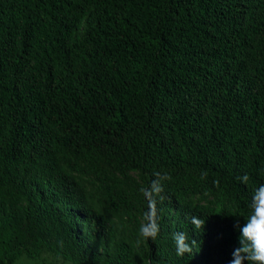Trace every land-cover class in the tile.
<instances>
[{"label":"trees","instance_id":"1","mask_svg":"<svg viewBox=\"0 0 264 264\" xmlns=\"http://www.w3.org/2000/svg\"><path fill=\"white\" fill-rule=\"evenodd\" d=\"M261 184L264 0H0V264H230Z\"/></svg>","mask_w":264,"mask_h":264},{"label":"clouds","instance_id":"2","mask_svg":"<svg viewBox=\"0 0 264 264\" xmlns=\"http://www.w3.org/2000/svg\"><path fill=\"white\" fill-rule=\"evenodd\" d=\"M154 179L148 189L142 190L147 196L152 198L149 204V210L145 212L143 222L139 227V236L144 240L155 241L159 235V223L157 211L155 207V198L160 197L163 192V181L169 179L167 175L156 173ZM243 183H247L249 177L247 174L237 177ZM251 213L246 217V223L241 226L237 220L235 227L240 232L239 247L235 248L230 264H264V184L259 185L253 193L250 203ZM190 222L194 226L196 232L204 229L205 220L191 216ZM172 240L176 255L184 257L192 255L197 249L198 243L194 238L184 231H177L172 234Z\"/></svg>","mask_w":264,"mask_h":264},{"label":"rangeland","instance_id":"3","mask_svg":"<svg viewBox=\"0 0 264 264\" xmlns=\"http://www.w3.org/2000/svg\"><path fill=\"white\" fill-rule=\"evenodd\" d=\"M15 264H72L48 250H44L37 257L30 259L23 255Z\"/></svg>","mask_w":264,"mask_h":264}]
</instances>
